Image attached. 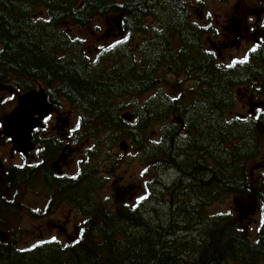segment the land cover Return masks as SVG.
I'll use <instances>...</instances> for the list:
<instances>
[{
    "label": "trees",
    "instance_id": "1",
    "mask_svg": "<svg viewBox=\"0 0 264 264\" xmlns=\"http://www.w3.org/2000/svg\"><path fill=\"white\" fill-rule=\"evenodd\" d=\"M191 1L0 0V86L13 85L23 93L39 80L48 85L51 102L68 101L72 120L80 126L73 138L77 158L88 143L87 160L77 163L105 164L107 177L120 163L114 157L117 145L130 139L140 164L138 181L147 189L152 180L154 200L146 202L147 195L136 206L128 194L107 200L93 168L61 179L46 165L37 174L26 169L24 181L14 177L9 188L36 183V190H47L46 208L32 217L44 219L68 202L81 224L65 241L36 244L32 254L13 253L0 243V264H264V215L253 233L250 217L233 202L226 212L212 208L230 198L250 210L264 205V170L257 169L255 177L250 169L264 154V114L255 109L264 85L252 84L242 99L250 111L232 112L235 89L261 71H249L242 63L222 65L221 34L192 24ZM149 22L161 30L154 32ZM105 28L110 37L124 40L105 48L103 58L89 60L91 38ZM133 44L136 53L130 58ZM108 61L118 77L105 76ZM171 74L177 81H167ZM257 83H263L262 75ZM168 87L178 99L169 98ZM132 96L135 123L122 117V104ZM177 116L184 127L174 120ZM154 125L162 128L158 140L150 138ZM103 149L109 150L105 159ZM88 177L97 182L83 192ZM17 198L25 212H32L20 193ZM0 206L3 221L18 208L4 195Z\"/></svg>",
    "mask_w": 264,
    "mask_h": 264
},
{
    "label": "flooded vegetation",
    "instance_id": "2",
    "mask_svg": "<svg viewBox=\"0 0 264 264\" xmlns=\"http://www.w3.org/2000/svg\"><path fill=\"white\" fill-rule=\"evenodd\" d=\"M258 20H261V16L258 17ZM262 20L264 21V16L262 17ZM249 26L245 27L244 29L247 30ZM248 30H251V28H248ZM103 37L99 38L102 40ZM163 41V40H162ZM259 41H257L255 44H258ZM251 45H254L252 43ZM135 44L129 48V55H135ZM243 68H248L249 71L251 69L257 68L261 71V73H257V78L262 75L263 76V83L259 84L257 83V80L253 81L252 75L245 80L246 85L242 88L244 90L245 97L247 96L248 90L251 88L252 84L257 85L259 87L260 85H264V59L261 58L260 55L257 54H250L247 57L242 58ZM254 74V73H251ZM109 75L111 76V72L106 71L105 76ZM112 77H118L115 75H112ZM256 87V88H257ZM45 88L39 80H36V90L40 91L41 89ZM44 90V89H43ZM8 88L5 85L0 86V93L8 92ZM11 94H13L15 91H9ZM45 92V91H44ZM47 96V94H46ZM264 96V94H263ZM263 96H262V102L258 103L257 111H264V108L259 107L260 104L263 103ZM49 97L47 96V100ZM254 98V97H253ZM9 98L0 99L1 102V110L0 113L4 112L9 107ZM14 100V99H12ZM16 101V100H15ZM22 101V96L17 97V103H20ZM54 104L59 103V99H57ZM18 104H16L17 106ZM135 97L132 96L129 101H124V107L129 106L130 108L135 107ZM56 106V105H55ZM13 109V108H12ZM44 108L42 107V110H40V113L44 112ZM253 110V109H252ZM250 111V110H249ZM9 112V110H8ZM6 115H0V195H4L7 202L10 204L17 205V210H11V216L8 221H3V210L0 206V243H6L5 245L8 246V250H11L13 253L16 254H23V253H36V224H32V227L27 232V236H25V232L22 231L21 223L25 219L24 211L22 210L23 206L21 204L15 203V200L11 202L13 198H16L17 195L20 193L21 196H24V194H36V183L35 187L33 189L24 190V187L21 188V190H13L9 188V184H11L14 181V177H16V182L21 183L24 181V170L26 169H33L36 172V163L37 165H40L42 168L46 165L50 170H53V172L58 176L68 175V172L72 170L73 168V154L76 152L73 147V133H72V125L68 123L67 119L63 120L60 118V115L62 114V110L57 109V112L53 114L52 116H49L44 120V127L40 129H36L34 132V142L36 143L37 147L33 154L26 155L22 153L21 151H18V147L12 144L11 139L9 138L8 129L5 125V121L8 118V113ZM127 112L126 110L122 113ZM88 144V143H87ZM86 144V145H87ZM104 149L101 150V154L103 153ZM106 151H109L106 149ZM89 150L86 148L83 150L84 157L83 159H86V155L88 154ZM34 156V157H33ZM114 157L118 158L120 157L118 154L114 153ZM35 160V166L32 168L30 166V162ZM52 169H51V168ZM77 166L75 165V168ZM85 172L87 173L90 169H94L97 174L99 175V179L101 181V194L103 196H113V193L115 194V181L119 177L120 171L118 170V166L116 167L115 173L107 177L105 174V170L107 169L106 165H83ZM104 175L105 178H102ZM88 181H86V185L82 186L83 192L88 190V186L92 183L90 178H87ZM58 180V179H57ZM118 186L120 178H118ZM99 187V186H98ZM129 187L133 190L132 194L135 192V185L133 182H131V179L129 178ZM46 190V189H45ZM50 191H54V188H50ZM64 192L67 191L66 187L63 188ZM125 195V193H124ZM239 206V205H238ZM214 208V207H212ZM245 214L250 215L253 212L244 211ZM14 216V214H16ZM256 213V212H255ZM254 213V214H255ZM36 218H33L32 220H35ZM32 249V250H31Z\"/></svg>",
    "mask_w": 264,
    "mask_h": 264
},
{
    "label": "rangeland",
    "instance_id": "3",
    "mask_svg": "<svg viewBox=\"0 0 264 264\" xmlns=\"http://www.w3.org/2000/svg\"><path fill=\"white\" fill-rule=\"evenodd\" d=\"M194 3L196 4V8L193 9V12H194L193 18L196 20V22H198L200 25H203V26H210L213 32H215L216 34H221L220 41H218V39H215L216 41H218L217 47L220 48V50H222V56L220 57L221 64L224 65L230 62L231 59H234L235 57L237 58L243 57V53L245 50H247L249 45L252 43L255 44L258 41L255 35V31H252V28L250 26L248 28H251V30H248V28L247 30L244 29L245 27L248 26V24L252 25L257 32V36L261 37L259 38L260 44L256 49H254V52L252 53V55L257 54V55H260L262 59H264V22L262 21V17L264 16V0L260 2L261 7L258 6L254 10H253V4L255 5V3L253 2V0H228V1L205 0L203 11L200 10L199 3L197 1L192 0L190 2V4H194ZM243 6H244V10L240 11L241 9H243ZM202 14H207L208 17L211 18V20L204 19ZM259 16H261V20H258ZM244 21H245L246 26L242 27V23H244ZM232 33H235L236 35H238L239 39L235 35H233L231 39L229 35H231ZM221 41L222 43L227 42L230 45L224 44L221 46ZM233 78L236 79V76ZM253 80H257V79H253ZM153 93H156V91H153ZM14 96L16 97V94H14ZM14 96L13 95L11 96L9 92L7 93L4 92L0 94V99H3L4 97L5 99L13 98ZM243 98H245V94H243V91H240L232 112L238 115H242V114H246L249 111L248 109L245 108L242 102ZM250 98L252 99L251 96ZM263 100H264V96H263ZM15 103L13 102L9 104V107L6 110H4V112L0 113V115H6L8 110L13 108L17 104ZM259 107L264 108V103L260 104ZM68 108L66 109L67 114H69V111H70ZM257 108L258 107L255 108L256 111H257ZM252 109H254V105L252 106ZM73 115L75 114L70 112L69 117H74ZM166 120L169 121V118ZM159 131H160V127L157 125H154L150 128L149 133H152V135L154 136H159ZM171 146H172V143H171ZM130 148L131 149L128 150V154H126L125 159L127 160L131 158L134 161V163L132 164L131 174L130 175L128 174V176L131 179V182L134 183L135 189L140 191L142 194L141 196L139 195V200L138 201L136 200L135 202L134 196L132 194L133 190L130 189L129 187V178L128 176H126V178L124 177L125 175H127V172L122 170L119 174L120 175L119 184L121 186L115 189L116 193L113 194L112 198L113 199L116 198L118 201H120V197L122 196V194L125 193L129 195L130 202L138 204L141 202H145V197L149 195V199L150 198L151 199L148 201L146 200V202L149 203L151 200H153V196L151 194L152 180L151 179L149 180L147 184V189L145 188L143 183L138 181V171L140 169V166H139V163L136 161L137 159L136 152L133 151L132 146H130ZM120 151H121V145L118 144L115 149V154H119ZM263 164H264V156H263V160L258 159L256 161L254 168L257 169L258 166H261ZM256 176L257 174L255 175V177ZM164 177L165 179L167 178V176H165V171H164ZM158 178H160L159 175H158ZM30 198L33 199V203H36L35 197H30ZM226 201H222L219 205H217V207H215V209L217 210V213L221 211L226 212V209H228L227 208L228 202L232 203L233 198H230ZM41 202H44V199H42L40 203ZM153 203H154V200L150 202V204H153ZM63 209H65V207ZM67 213H68L67 210H61L55 216H51L50 218L46 220H41V221H32L28 218H25L21 223L22 231H24L25 236H27V232L30 230L34 222V224H36V238L39 236H44L45 238H47V237H50L51 235H53L54 237L56 236L61 237V235L63 236L65 234H68V236H71L74 233L73 229L70 232H67L66 230L63 231L57 228V226H65L67 228L68 227L71 228V223L67 221L65 219L66 216L63 215ZM155 216L157 217V214H155ZM260 217H261L260 211H258V208H257L256 214L252 215L251 220L248 222V224H250L252 228H256L257 222L259 221ZM56 220H60V221H56ZM70 220L71 222H73V226L75 227L76 222L78 220L74 219V214H70ZM149 221L151 225H154L153 221L156 222V219L149 220ZM181 236L182 234L180 235V237ZM37 240H41V239H37Z\"/></svg>",
    "mask_w": 264,
    "mask_h": 264
},
{
    "label": "water",
    "instance_id": "4",
    "mask_svg": "<svg viewBox=\"0 0 264 264\" xmlns=\"http://www.w3.org/2000/svg\"><path fill=\"white\" fill-rule=\"evenodd\" d=\"M32 101H36L37 104L30 106ZM44 102L46 103V95L43 91H31L24 96L21 106L17 107L7 120L9 136L13 143H18V149L24 153L34 149L31 141L32 132L35 128L42 126L41 121L45 114H40L39 111L42 110ZM36 115H39V118Z\"/></svg>",
    "mask_w": 264,
    "mask_h": 264
},
{
    "label": "bare ground",
    "instance_id": "5",
    "mask_svg": "<svg viewBox=\"0 0 264 264\" xmlns=\"http://www.w3.org/2000/svg\"><path fill=\"white\" fill-rule=\"evenodd\" d=\"M197 24L198 25H200L198 22H197ZM200 26H203V25H200ZM203 27H206V28H208V27H210V26H203ZM224 44H226V45H230L229 43H227V42H225V43H222V41H221V46L222 45H224ZM217 49H218V51L220 52V55L222 56V50H220V48H218L217 47ZM242 58L243 57H235L234 59H231V61L230 62H228V63H226V64H224V66H233V65H235V64H237V63H242ZM223 65V64H222ZM244 64L242 63V66H243ZM245 86V85H244ZM244 86H241V87H238V88H236L235 90H236V93L238 94L237 96H239V92L240 91H243V94H244V90H242V88L244 87ZM43 108L45 109V110H48L49 109V107L48 106H43ZM10 111V110H9ZM256 113L258 114H264V111H256ZM174 116V115H173ZM172 116V117H173ZM183 117H180V116H177V117H174V120L178 123V124H180L182 127H184L185 126V122H184V120L182 119ZM130 140V139H129ZM122 148V147H121ZM131 149V148H130ZM133 204V203H132Z\"/></svg>",
    "mask_w": 264,
    "mask_h": 264
},
{
    "label": "snow or ice",
    "instance_id": "6",
    "mask_svg": "<svg viewBox=\"0 0 264 264\" xmlns=\"http://www.w3.org/2000/svg\"><path fill=\"white\" fill-rule=\"evenodd\" d=\"M36 104H37L36 101H32V102H30V106H33V105H36Z\"/></svg>",
    "mask_w": 264,
    "mask_h": 264
}]
</instances>
